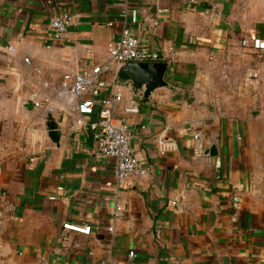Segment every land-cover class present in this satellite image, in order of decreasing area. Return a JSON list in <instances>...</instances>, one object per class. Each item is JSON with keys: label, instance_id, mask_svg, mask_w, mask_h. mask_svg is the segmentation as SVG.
Instances as JSON below:
<instances>
[{"label": "crops", "instance_id": "0c3cea01", "mask_svg": "<svg viewBox=\"0 0 264 264\" xmlns=\"http://www.w3.org/2000/svg\"><path fill=\"white\" fill-rule=\"evenodd\" d=\"M213 7L0 0V202L10 205L0 217V264H264V51L241 45L264 39V0ZM63 15L71 23L55 38L49 21ZM123 28L163 55L167 85L145 99L118 79L124 64L104 74L102 94L121 93L116 117L148 167L119 185L115 160L98 154L88 127L99 107L78 113L60 82L106 61ZM46 100L51 111L34 106ZM233 195L241 196L236 221Z\"/></svg>", "mask_w": 264, "mask_h": 264}, {"label": "built area", "instance_id": "2783aa9c", "mask_svg": "<svg viewBox=\"0 0 264 264\" xmlns=\"http://www.w3.org/2000/svg\"><path fill=\"white\" fill-rule=\"evenodd\" d=\"M125 2L126 0H120ZM188 7H195L199 0H181ZM208 6H214V0H205ZM214 9V7H213ZM163 11H167L163 9ZM135 17V13H133ZM70 15L53 16L49 21V28L55 38H60L66 32L71 23ZM134 20V18H133ZM108 25H112L109 22ZM243 47H250L258 51H264V39L250 36L241 40ZM163 55L137 37L129 28H123L117 40L109 41L107 44V60L101 64L93 65L87 70L75 73H65L61 77L60 89L64 97H72L76 100V110L82 115H91L94 107L98 106V118L88 124L96 142V150L99 155L110 157L115 160V179L119 185L127 184L133 177L143 176L148 172V167L139 163L135 157L134 150L130 146V133L125 126V117H116L117 105L122 99L119 91L103 95L107 88L106 80L103 78L107 71L115 65H123L129 62H163ZM46 101H35L34 106L43 111H51ZM136 111L135 108H126L124 113ZM2 196V195H0ZM56 197L52 196L51 199ZM233 213L231 220L236 221L241 206V196L233 195L231 198ZM10 205L5 200L0 202V217L7 213ZM121 208L116 207V213ZM64 229H69L81 234L88 235L91 227L89 225H78L65 223ZM113 231V227H108ZM129 257L135 253L130 251Z\"/></svg>", "mask_w": 264, "mask_h": 264}, {"label": "water", "instance_id": "95a60500", "mask_svg": "<svg viewBox=\"0 0 264 264\" xmlns=\"http://www.w3.org/2000/svg\"><path fill=\"white\" fill-rule=\"evenodd\" d=\"M167 70L166 62H129L124 64L117 72V77L121 81H129L134 89H143L144 98L157 87L167 85L165 74ZM48 136L58 144L61 131L55 127L54 123L48 125ZM212 157L217 155L215 147L208 150ZM216 175L220 176V163L216 165Z\"/></svg>", "mask_w": 264, "mask_h": 264}]
</instances>
